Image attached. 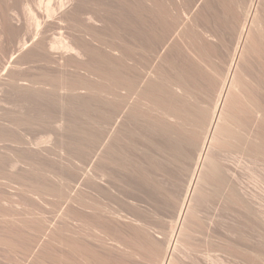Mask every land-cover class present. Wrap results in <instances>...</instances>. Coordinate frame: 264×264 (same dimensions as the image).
I'll return each instance as SVG.
<instances>
[{"label":"rangeland","instance_id":"374dc122","mask_svg":"<svg viewBox=\"0 0 264 264\" xmlns=\"http://www.w3.org/2000/svg\"><path fill=\"white\" fill-rule=\"evenodd\" d=\"M39 1L40 3H38ZM47 1L0 0V264H36L33 259L35 254L40 252V249L48 243V236L46 237L45 233L50 232V230H56L63 222L68 223V229L65 230L67 235L72 230L80 229L78 231L81 238L85 242L95 245L94 247H97L102 252H107L108 249L109 251L110 249L113 250L111 247H116L111 244L108 248L103 247L100 241V238L103 240L101 228L88 229L80 221L79 224H75L77 220L69 221V217L66 214L70 204V202H67L69 201L67 199L70 193L75 189L83 193L86 187L83 174L88 168L89 161L87 147L88 130L92 127L96 135L99 136V134L101 135L106 131L107 122H110L108 126L110 131L117 127V123L120 124L117 136L121 140L122 163H118V166L123 170V182L121 183L122 187L121 185L119 186L118 196L115 199L105 200V203H109L107 205L113 208L122 209L126 213L130 208L127 201L138 199L139 204L148 210L146 215L142 217L147 222L149 221L148 225L151 234L154 238L157 237V240L162 239L161 242H166L164 240L169 237L172 227L176 224L178 209L182 202L181 198H184L185 188H187L188 179L191 177L194 161L197 158L195 153L191 154V156L185 155V151L188 150L191 153V151H194V147L191 144L187 146L185 142L177 147L170 145L166 149V156L163 155L161 160L158 161L155 156L160 155L154 151L153 154L155 156L150 155V107L149 109H140L135 112H131L128 109L125 114L123 112H111L112 114L107 116L105 104H118L119 100L125 96H130V100L134 101L136 95L133 92L137 84L144 79H150V62L152 59L150 55V26L152 24L155 26L160 25L162 20L171 24L179 16L185 17L187 15L193 17L200 12L206 2L214 8L213 10H218L220 15L224 16L227 14L226 5L236 7V0H224V3L221 0H160L163 10L156 17H150V3H146L143 0H63L65 7L63 11L65 10V12L61 16V12L57 14V10L55 18L50 17L53 20H50L49 16L47 18L45 7H55L56 2L54 3V0L51 3L48 1L50 4L45 5ZM27 3L29 4L28 6ZM41 5L45 8L44 12L46 13L43 12L42 7L40 9ZM121 6L125 8L123 10L125 16L128 17L127 14H129V17L133 15L136 23V28H126V30H131L126 32L128 37L131 32L135 33L137 38L135 43L133 41L132 44L136 49L129 53L125 60L126 62L121 63L122 61H119L120 64L117 63L119 58L105 44L99 41H90V46L97 49L100 55L111 59L113 61L111 64L98 65L94 60L98 61L99 58L93 53V50L79 55L76 51L64 48L66 43H70L75 39L78 40L85 35L89 24L87 20L88 13L99 14L104 20L117 24L118 11L121 10ZM34 14L42 21L41 30L46 32L44 40L53 39L56 41L57 48L53 50V55H51L53 64H50L49 60L46 59L47 55L50 54L41 53L37 49L31 48L17 50L16 44L18 40H29L34 36V31L36 30L35 25H33L35 24L33 22ZM198 21V33L201 34V31L210 28L208 27L210 22H203V20L199 19ZM210 25L213 27L214 24ZM140 30H144L146 36H141L139 34ZM105 31L110 32L108 24L105 25ZM104 35L105 41L118 44L117 40L113 39L108 33ZM217 44L219 45V43ZM141 46L145 49L142 50ZM14 49L17 51L12 55ZM33 57L37 59V65H39L37 68L30 67L29 61ZM14 59L18 61V64L16 63L12 67L9 66L4 71V66H7V63L10 60L12 62ZM209 60H211V62H208L209 65L201 67L204 74L211 73V64L222 67L217 58ZM60 62L62 64H59ZM83 62L90 64L93 69H88V71L83 69L81 67V65H84ZM114 63L117 64L113 67ZM77 64L80 66L78 67ZM79 68L81 69L79 70ZM49 69H51L50 75H48ZM108 71L125 73L130 76V79L127 83L121 84V82L119 85L117 84L118 80H116L115 84L113 82L115 80L112 79ZM24 78L37 79L43 82V85L38 88L33 86L26 87L22 84V82L27 81ZM197 84V87H199H196L197 92L192 102L199 103L202 106H211L210 100L204 93H201L204 86L201 75L198 77ZM121 107L124 108L123 105ZM26 109L31 112H25ZM221 151L220 158L224 156V150ZM228 151L231 153L228 154ZM227 152L225 149V155L227 156H224L223 162L222 160L220 161L221 166L230 171V173L229 171L226 172L225 176L231 179V174L233 176L234 174L235 176L237 175L236 179L234 180L233 177L232 180L242 186V190H246L244 191L246 197L255 202L258 211H261L260 213L263 215L264 159H258L256 162L244 151L236 148H233V150L227 149ZM150 158L153 164H150ZM225 159L228 160L226 161ZM238 162H240V165L242 163V165L236 170L234 167H237L235 163ZM242 168H244L243 171L239 172ZM126 173L130 175L134 173L135 178L131 179ZM226 177L217 178V176H210L207 181L211 184L206 182L203 186L204 188L209 185L208 189H202V195H195L197 197L195 199L198 201H194V204L198 203L204 207L196 204L200 210L195 209V211L198 210L201 213H197V211L193 217V214L189 216V221L199 219L190 222L191 227L187 228V231L193 228L190 231V235H194L190 236L186 231L192 239L190 240L189 236H184V242L189 237L186 240L187 244L184 249L194 250L195 248V250L201 251L199 250L200 248L203 249L202 251L209 249L213 252L221 253L224 250L223 246L226 247L228 245L226 248L232 249L222 236L228 235L229 237L231 235L232 237L233 233L238 232L234 234L235 238L243 242H241L243 245L240 244L241 248L239 250L244 248L251 251L249 250L248 252L247 250L246 253L243 250V254H247L246 256L244 255L245 257L242 254L237 256L230 255L227 262H230V264H264V254L261 255V253H264V243L262 242L264 241L263 227L259 223L258 225L260 226L257 227L255 220L251 221L253 219H250L249 215L246 216L245 211L242 210V214L239 206L232 205L234 203L232 200L236 198L229 194V181ZM169 178L172 180L170 181ZM214 178H217L215 182H219L218 184L213 182ZM219 179L225 185L218 181ZM177 183L182 185L183 188L180 185L177 187ZM212 183L222 187H216L215 189ZM173 184L174 187L178 188V192L175 195L177 188L171 186ZM211 189L214 192H211ZM208 190L209 192H207ZM150 192L153 195L152 198H150ZM246 192H250L249 195ZM224 193H228L227 196L229 195L230 198L228 196L227 199ZM253 194L254 196L252 197ZM220 195H223V197ZM202 196H208L212 199L209 198L207 199L209 202L207 200L204 202V199L208 197ZM164 197L165 199H163ZM201 197L202 201L199 200ZM222 198L226 200L223 201ZM216 200L217 202H215ZM226 201L227 203L228 201L232 202V204L229 202L231 207L227 206ZM234 206L239 208L236 209ZM233 209L236 210L233 211ZM237 213L239 215L242 214V217ZM209 218L212 219L210 220ZM199 220L204 222L203 226H201V223L199 229H197V223L198 225L200 223ZM209 221L215 225V228H220L216 234L213 232L214 230L211 232L207 228ZM204 226L207 232L204 230ZM234 227L235 231L233 230L232 233ZM259 227L263 230V235H261L263 238L260 236L262 230ZM81 230H85V233H81ZM193 231L196 232L194 233ZM222 231L225 232L222 233ZM209 232H211L212 236H209ZM219 235L222 236L220 237ZM164 237L167 238L163 239ZM261 238L263 240H259ZM8 240L13 243L11 244ZM189 241H191L190 245H188ZM223 241L226 243H221ZM192 243L196 246L192 245ZM259 245H263V250H260L261 246L259 248ZM242 246H247V249ZM254 248H258L259 251L258 249L252 250ZM138 249L141 257L143 256L142 258L131 256L128 252L117 250L116 248L110 253L115 259H117L116 256L118 255L124 256L127 261L133 264H157V261L154 260L155 258H152L154 256L149 255L148 251L140 247ZM258 254H260V257L257 256ZM149 256H151V259H149ZM248 256L255 257L249 260L247 259ZM254 259L256 262L253 261Z\"/></svg>","mask_w":264,"mask_h":264},{"label":"bare ground","instance_id":"6f19581e","mask_svg":"<svg viewBox=\"0 0 264 264\" xmlns=\"http://www.w3.org/2000/svg\"><path fill=\"white\" fill-rule=\"evenodd\" d=\"M42 1L43 0H41V2ZM48 1L51 3L53 0ZM143 1L150 3V17H156L158 13L163 10L160 0ZM47 2H45V5L50 4ZM55 2L56 8L54 6H52L54 8L45 7L47 13L44 12L45 8H43V5L40 6V9L43 8V12L46 13L47 18L49 16V19L50 17L55 18L57 10V14L61 12V16H63L65 12V10L63 11L65 8L63 0H54V3ZM221 2L224 3V0H221ZM38 3H40V1ZM28 5L27 3V6ZM236 5V7L226 5L227 14L221 16L218 10H213L214 8H212L211 5L209 6V3L206 2L204 7L200 9V12L196 13L193 17L187 15H185V17L179 16L175 18L171 24L164 20L161 21L160 25L158 24L159 26L152 24V26H150V55L152 58L150 62V79H144L141 83L137 84L133 92L136 95L134 101L130 100V96H125L119 100L118 104H105L107 116L112 114L111 112H123L125 114L128 112V109H130L131 112H135L140 109H149L150 107V155L155 156L153 151L156 152L160 155L155 156L158 161L161 160L163 155L166 156V149L170 145H175L177 147L185 142L187 146L191 144L194 147V151H191V153L188 150L185 151V155L191 156V154L195 153L197 158L195 157L194 169L190 179H188L189 182L187 181L188 185L187 188H185L186 192H183L184 198L180 197L182 202L178 209L176 224L172 227L169 237L163 238H167L164 240L166 242H161L162 239H159L160 241L157 240V237L154 238L151 234L148 225L149 221L147 222L142 217L146 215L148 210L139 204L138 199L127 201L130 208L126 213H124L125 211L123 212L122 209L113 208L107 205L109 203H105V200L115 199L118 196L119 186L121 185L122 187L121 183L123 182V170L118 166V163H122L121 140L120 137L117 136L120 124L117 123V127H114L110 131L108 127L110 122H107V126H105L106 131L101 135L99 134V136L96 135L92 127L89 128L87 133L89 161L88 168L83 174L86 187L83 193L77 189L70 193L67 199L69 200L67 202H70V204L68 205L66 214L69 217V221L77 220L75 224H79L80 221L85 227H88V229L101 228L103 240L100 238V241L104 248H108L111 244L116 246L115 248L117 250H123L131 254V256L142 258L143 256L141 257L138 251L140 247L148 251V253H150L149 255H153L154 257L152 258H155L154 260L157 261V264H230V262H227L230 255H247L242 252L245 250L244 248H242L243 250H239L242 241L235 238L234 234L238 233H233L235 227L232 229L234 237H231V235L229 237L228 235H219L228 242L232 249H227V245L226 247L223 246L224 250H222L221 253H216L209 249L202 251L203 249H200L198 246L197 247L201 251L195 250V248L192 250L190 246H188L191 244V241H189L187 245L191 250L184 249L187 244L186 240L194 235H190V231H192L193 228L192 230L190 228V231H187V228L191 227L190 222L199 219L189 221V216L193 214V217L198 211H195V209L200 210L198 207L202 206L196 203L199 205H197V207L196 204H194V201H198L195 197L197 194L199 196V194L202 193V189H208L209 185L204 188L203 186L208 182L207 180H209L210 176L223 178V176L226 177L225 174L229 171H227L225 167H222L220 162L221 160L223 162L224 156H227L225 155V149L226 153L229 152L228 154L232 151L230 150L231 152H227V149L233 150V148H236L242 150L256 162L258 159H264V0H236ZM120 9L121 10L118 11L117 24L110 23L109 20H104L99 14L88 13L87 20L89 24L85 35L78 40L75 39L70 43H66L64 48L76 51L79 55L93 50V53L99 58L98 61L94 60L98 65L111 64V62H113L111 59H107L100 55L97 49L90 46V41H99L105 44L107 48L119 58L117 63L120 64L119 61H122L121 63L126 62L125 60L129 56V53L136 49L132 44L133 41L135 43L137 39L136 34L131 32L128 37L126 32L127 30H131H126V28H136V23L133 15L129 17V14H127L128 17L125 16L123 12L125 8L123 6H121ZM33 18V22L35 23L33 25L36 27L34 36L29 40H18L16 44L17 50L31 48L37 49L41 53L50 54L47 55L46 59L49 60L48 62H50V64H53L51 55H53V50L57 48L56 41L53 39L49 41L44 40L46 32L41 30L42 21L36 15ZM198 19L203 20V22H210L208 25L210 28L201 31V34L197 32ZM60 21L58 22L60 23ZM106 24H108L110 32L105 31ZM210 24H214L213 27H211ZM106 33L117 40L118 44L105 41L104 34ZM139 34L141 36H146L144 30H140ZM214 42H216V44H214ZM217 43H219V45ZM140 48L142 50L145 49L143 46ZM17 50L14 49L12 55L16 53ZM215 58L219 60V63H221L220 66L222 67L211 64V73H202L201 67L209 65L208 62H211L209 59L214 60ZM36 60L37 59L33 57V59L29 61L30 67H39ZM17 62L18 61L15 59L12 62L10 60L7 63L8 65L4 66L3 70L5 71L9 66H14ZM117 63H114L113 67ZM59 64L62 63L60 62ZM63 64L67 66L65 63ZM83 64L84 65H81L83 69L87 71L88 69H93L90 64H86L85 62H83ZM80 69L81 68H79V70ZM49 70L48 75L51 74V69ZM108 73L112 76V79L115 80L113 81L115 84L116 80H118V85L121 82V84H125L130 79V76H127L125 73L123 74L117 71H108ZM200 75L204 82L201 93H204L210 100L211 106H202L199 103L192 102V100L195 99V93L197 92L196 87L198 85L197 80ZM25 80L27 81L24 83L22 82V84L26 87L33 86L34 88H38L43 85V82L34 78H26ZM85 84L87 85V83ZM122 105L124 108L121 107ZM25 112L30 113L31 111L26 109ZM221 150H224V156L222 158H220V154L223 152ZM152 162L150 158V164H153ZM241 165L240 162L235 163L237 167H234V169L238 170ZM243 169L244 168L239 170V172L243 171ZM126 174L131 179L135 178L134 173L132 175L129 173ZM231 175L235 180L237 175ZM217 178H214L213 182H215ZM226 178L229 181V194L236 198L232 200L234 202L233 204L231 201H228V203L226 201V204H228L227 206L231 204L239 206L241 208L238 207L240 212L242 210L245 211L246 216L249 215L248 217L253 219L251 221L255 220L257 225L252 223L253 225L257 227L261 225L264 230V214L262 215V213H260L261 211H258L254 201L246 197L244 193L246 190H242V186L236 184L237 182H234L232 178ZM171 180L172 179H170V181ZM218 181H221V179ZM215 183L218 184L219 182L216 181ZM179 185L177 183V187ZM213 185L215 189L218 187L215 184ZM171 186L174 187V184ZM180 187H182V185H180ZM176 190L174 195L178 192V188ZM207 192H209V190ZM211 192L214 191L212 190ZM210 193H208V195ZM249 193L247 194L249 195ZM225 194L227 196L228 193H224V195ZM209 196L212 197L211 194ZM220 196L223 197V195ZM253 196L254 194L252 197ZM152 197L153 195L150 192V198ZM202 197L199 200L202 201ZM210 197L203 198L205 200L203 201L206 202ZM231 198L233 197L231 196ZM163 199H165V197ZM217 200L215 202H217ZM224 200L226 199L224 198L223 201ZM204 202L202 203L204 204ZM207 202H209V200H207ZM229 202L231 204H229ZM234 208L236 207L234 206ZM236 209H233V211ZM197 213H201V211ZM242 214L238 215L241 216ZM203 222L200 221L199 225L197 222H194L197 223V229H199L201 223V226H203ZM258 223L260 225H258ZM207 228H209L211 232L214 230L213 232L215 234L220 229L215 228V225H213L212 222L210 223V221ZM67 229L68 223L63 222L56 230H50V232L45 233L46 237L48 236V243L40 249V252L35 254L33 259L36 264H133L121 255L116 256L117 259H115L110 253L114 251V247H111L113 250L110 249L109 251L108 249L107 252H102L97 247H94L95 245L93 246L81 238L80 232L78 231L80 229L72 230L68 235L65 232ZM205 229L206 227L204 230ZM260 230L262 229L260 228ZM263 230L260 236L263 235ZM205 231L207 232V230ZM82 232L85 233V230H81V233ZM211 232H209V236H212ZM223 232L225 231H222V233ZM167 233H169V231H167ZM184 236H189L186 238L185 242L183 239ZM262 238L259 240H263ZM189 239L191 240L192 237ZM5 240L7 239L5 238ZM8 241L11 244L13 243L10 240ZM226 242L223 241L221 243ZM262 242L264 243V241ZM193 244L194 243H192V245ZM194 246L196 245L194 244ZM254 246L256 247V245ZM260 246L261 245H259V248ZM262 246L260 250H263ZM257 249L258 248H254L252 250ZM247 250L249 252L250 249ZM247 250H245V252ZM262 254L264 253H261V255ZM259 255L260 254L257 256ZM248 257L247 259L251 260L250 258H254L255 256ZM149 259H151V256H149ZM253 261L256 262L255 259Z\"/></svg>","mask_w":264,"mask_h":264}]
</instances>
